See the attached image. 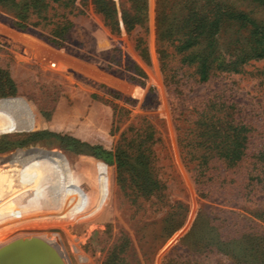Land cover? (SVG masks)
I'll use <instances>...</instances> for the list:
<instances>
[{
    "label": "rangeland",
    "instance_id": "rangeland-1",
    "mask_svg": "<svg viewBox=\"0 0 264 264\" xmlns=\"http://www.w3.org/2000/svg\"><path fill=\"white\" fill-rule=\"evenodd\" d=\"M41 2L26 29L0 7V194L7 200L0 243L29 236L62 264H101L124 235L126 264H264V180L251 189L245 174L216 161L210 192L200 196L182 159L200 120L223 130L230 121L242 124L244 153L264 156V57L236 69L220 64L253 42L232 15L264 23V3L104 0L117 27L110 32L93 0ZM189 15L193 23L218 16L219 29L176 52ZM191 52L209 55L204 81L181 60ZM137 71L141 83L130 78ZM144 120L159 138L151 148L162 199L124 194L112 156L120 132ZM253 160L240 165L264 172V158Z\"/></svg>",
    "mask_w": 264,
    "mask_h": 264
},
{
    "label": "trees",
    "instance_id": "trees-1",
    "mask_svg": "<svg viewBox=\"0 0 264 264\" xmlns=\"http://www.w3.org/2000/svg\"><path fill=\"white\" fill-rule=\"evenodd\" d=\"M48 1L57 2L59 0ZM93 1L95 10L101 14L104 25L108 27L110 32H117V27L114 22H111L112 9L105 4L104 0ZM256 1L262 4L264 3V0ZM139 2L144 4V0H139ZM37 4L39 5L37 6ZM6 6H8V10H11L15 19L13 20V24L20 29H26L29 25L35 23L34 21H29V14L41 11L45 4L42 3L41 0H23L21 4L13 3V0H0V7L3 8ZM232 17L240 25H247L250 28L253 42L249 51L238 58L236 57L237 59L233 61L229 60L227 62L220 61V64L225 69L230 67L234 69L237 64L246 58L264 57V23H257L248 18L244 13H236L233 14ZM161 18L162 17L158 15L156 21L160 22ZM185 22L186 24L183 25V29H185V32H183L184 37L175 40L176 44L174 47L176 52L191 48L197 43L198 38L202 35H209L210 37L214 35L219 29L220 19L218 16H214L212 19L200 17L197 18V20H194L193 23L189 15L186 17ZM170 32L169 28H167L165 34H170ZM49 41L58 44L56 39L49 38ZM143 50L144 49H140V53H142ZM208 58L209 55L207 53L191 52L183 55L181 60L186 62V64L193 65L194 71L197 74V81H204L208 76L210 64V59ZM144 59H146L145 56ZM136 76H141L140 71H137L135 75L130 76V78L135 82L141 83V80ZM194 124H196V126H194L196 132L200 131V134L198 135V138L196 137L186 145H183L190 147L191 149L184 151L182 159L187 165L190 164L191 166L188 168L192 171L198 195L206 196L209 194L210 191L207 183H209L214 177V175L209 173V170L214 167L213 164L216 163V161L223 163L226 166L225 168L235 167V170L230 171L232 174H245L247 176L245 177L247 181L245 185H249L251 189L264 180L263 171H254V169L251 171V169L242 168L240 165L243 162L245 163L248 157L254 158L251 163L252 165L258 163L264 158L261 154H256L252 157L244 153L246 137L243 134L244 130L242 124L230 121L225 125L224 130L219 124H208L206 121H194ZM223 131H225V133L223 135L220 134V132ZM45 134L46 132L40 133V135ZM47 134L51 133L49 132ZM52 136L65 142L77 141V139L71 135L61 136L53 134ZM31 140L33 139H24L20 144L27 143ZM158 140L159 138L156 136V130L153 125L145 120L138 126L129 125L119 134V139L117 145L114 147L112 156L114 157L116 166L122 172V176L118 179L120 188L124 191V194H131L132 200H135L137 197L143 199H149L152 197L162 199L165 197L163 193L164 186L160 183L155 173L154 154L151 148ZM197 147L203 149L202 152H194L193 150ZM232 181L233 178L231 177L226 180L228 183ZM200 186H206L205 188L207 189L204 191ZM5 198L6 194L1 193L0 213L3 210V207L6 208L4 201L7 200H5ZM0 221H4V218L1 215ZM179 223L180 221L174 226H178ZM128 247L129 242L127 237L124 235L120 236L118 241L107 251L101 264H126L124 255L128 250Z\"/></svg>",
    "mask_w": 264,
    "mask_h": 264
},
{
    "label": "water",
    "instance_id": "water-1",
    "mask_svg": "<svg viewBox=\"0 0 264 264\" xmlns=\"http://www.w3.org/2000/svg\"><path fill=\"white\" fill-rule=\"evenodd\" d=\"M0 264H62L53 250L35 238L17 240L0 249Z\"/></svg>",
    "mask_w": 264,
    "mask_h": 264
},
{
    "label": "bare ground",
    "instance_id": "bare-ground-1",
    "mask_svg": "<svg viewBox=\"0 0 264 264\" xmlns=\"http://www.w3.org/2000/svg\"><path fill=\"white\" fill-rule=\"evenodd\" d=\"M29 237V236H28ZM27 236H19V239L21 240H23V239H29V238H32V237H29L28 238ZM18 239V237H15V238H12V239H9V240H7V241H4V242H2V243H0V249L1 248H3V247H5V246H7V245H9L10 243H12V242H14V241H17V240H19ZM9 241V242H8ZM43 241V240H42ZM44 242V241H43ZM4 243H6V244H4ZM45 243V242H44Z\"/></svg>",
    "mask_w": 264,
    "mask_h": 264
}]
</instances>
